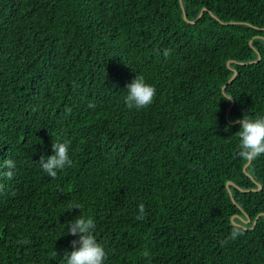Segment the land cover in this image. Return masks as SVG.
Returning a JSON list of instances; mask_svg holds the SVG:
<instances>
[{
  "label": "trees",
  "instance_id": "1",
  "mask_svg": "<svg viewBox=\"0 0 264 264\" xmlns=\"http://www.w3.org/2000/svg\"><path fill=\"white\" fill-rule=\"evenodd\" d=\"M182 5L195 23L179 0H0V264H64L79 215L105 264H264V154L251 179L232 123L264 116V0ZM135 75L156 89L142 110ZM57 140L72 165L52 179Z\"/></svg>",
  "mask_w": 264,
  "mask_h": 264
},
{
  "label": "clouds",
  "instance_id": "2",
  "mask_svg": "<svg viewBox=\"0 0 264 264\" xmlns=\"http://www.w3.org/2000/svg\"><path fill=\"white\" fill-rule=\"evenodd\" d=\"M164 56H168L169 50L164 51ZM126 96L124 103L129 110H142L150 106L155 98L156 89L146 83L143 76L135 75L131 83L125 86ZM224 100L230 101L233 98L230 95H225ZM91 107V105H89ZM233 124L239 125V131L236 135L239 138L238 155L241 159L247 161L252 160L264 154V116L250 117L243 115L241 118L232 121ZM69 141L57 140L51 145L52 155L47 157L41 156L38 164L40 168L50 178L55 179L58 172L72 165V160L69 157ZM15 163L8 159L0 162V176L12 179L14 175ZM83 206L81 204L68 205L67 211L73 209L79 210ZM145 215V206L143 203L138 205L137 220H143ZM96 222L92 217L79 215L72 221L66 224L67 235L77 237L70 241L71 251L63 253L64 264H105L108 259V253L105 248L97 242L95 236ZM236 233H233V238ZM18 243L27 244L28 240H23ZM54 254L57 255L56 252ZM145 257L149 253H143Z\"/></svg>",
  "mask_w": 264,
  "mask_h": 264
},
{
  "label": "water",
  "instance_id": "3",
  "mask_svg": "<svg viewBox=\"0 0 264 264\" xmlns=\"http://www.w3.org/2000/svg\"><path fill=\"white\" fill-rule=\"evenodd\" d=\"M179 3H180V6H181V9H182V15H183V19H184V21H186V22H188V23H191V24L195 23V21H194V22H191V21L187 20V17H186L185 11H184V9H183L182 0H179ZM205 11H206V9L203 8V9L200 11V13H199L197 19H199ZM210 15H211L214 19H217L213 14H210ZM221 24H223V25H228V24H230V23H221ZM234 24H238V23L234 22ZM246 25H247V24H246ZM249 45L253 48V46H252V40L249 41ZM257 55H258V58H257V60L254 61V62H258V61L261 59V56H260V54H259L258 52H257ZM230 62H231V61H228V62H227V66H228V68H229L230 70H232L233 75H232L231 79L228 81L227 84L231 83L232 80H233V79L235 78V76L237 75L236 70L230 68V66H229ZM236 63H237V64H241V65L244 64V63H238V62H236ZM226 86H227V85H225V86L222 87V93L224 94V96L226 95V94L224 93V89H225ZM230 102H231V104H230V106L228 107V109H227V111H226V119H227V121H228V113H229L230 109L234 106V100H230ZM250 161H251V160H248V161H247L246 165H245L244 168H243V172H244L248 177H250V178L252 179V177L250 176V174H248V173L245 172V169H246V167L249 165ZM231 185H233V183H231V182H227V183H226V188H227V191L229 192L230 195H231V193H230L229 186H231ZM257 186H258L259 189L261 188V186H260L259 184H257ZM259 189H258V190H259ZM258 190H256V191H258ZM234 203H235V202H234ZM260 215H263V214H259V215L255 218V220H254L253 223H252V227H251V229L254 227V225H255V223H256L258 217H260ZM244 216H245V218H243V217H241V216H239V215H234V216L232 217L231 220H233L234 218H237L242 224H249V223H250V218H249L247 215H244ZM232 223H233V225H235V226H240L239 224H237V223H235V222H232Z\"/></svg>",
  "mask_w": 264,
  "mask_h": 264
}]
</instances>
